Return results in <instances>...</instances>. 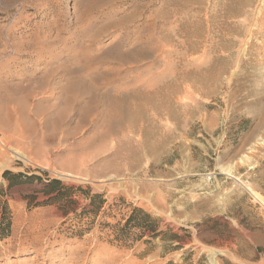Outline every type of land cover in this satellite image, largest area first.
Segmentation results:
<instances>
[{"label": "rangeland", "instance_id": "1", "mask_svg": "<svg viewBox=\"0 0 264 264\" xmlns=\"http://www.w3.org/2000/svg\"><path fill=\"white\" fill-rule=\"evenodd\" d=\"M80 75L85 118L63 110ZM13 127L56 140L0 161V264H264V0H0V138ZM6 169L106 203L29 206L40 185L6 189ZM132 207L180 240L114 241Z\"/></svg>", "mask_w": 264, "mask_h": 264}, {"label": "trees", "instance_id": "2", "mask_svg": "<svg viewBox=\"0 0 264 264\" xmlns=\"http://www.w3.org/2000/svg\"><path fill=\"white\" fill-rule=\"evenodd\" d=\"M2 179L7 181V188L19 184H32L38 182L40 187L33 190L31 193L26 194L24 199L27 204L33 206L40 205H54L66 216L70 212H74L76 217H84L85 215L93 216L94 218L100 213L101 209L106 203V199L102 193L91 194L89 188H82L81 186H74L64 184L57 178L42 179L37 175H26L22 172H12L8 169L2 172ZM0 183V237L9 235L11 225V215L7 205L6 199H3L5 192L1 188ZM39 195L42 196L41 201H37ZM87 200V205L82 207L79 213H76L79 199ZM112 232L113 240L121 244H126L130 239H140L149 233L151 237H157L160 234H165L162 240L174 241L180 240L178 235L158 231V219L153 218L151 214L142 208L132 207L130 211L122 217V222L118 221L114 225H109ZM134 230H138V234L134 235ZM135 236V237H133ZM147 242L149 240H146ZM179 246H175L178 248Z\"/></svg>", "mask_w": 264, "mask_h": 264}, {"label": "bare ground", "instance_id": "3", "mask_svg": "<svg viewBox=\"0 0 264 264\" xmlns=\"http://www.w3.org/2000/svg\"><path fill=\"white\" fill-rule=\"evenodd\" d=\"M103 31H104V28H102L101 33ZM107 58H108V56H107ZM120 58H121V56H120ZM86 81L87 80L85 79V77L80 75V77H78L76 79H68L66 84L62 88L63 94L65 95V98H64L65 106H64L63 110H66L67 107L73 108L75 106L76 113L79 116L84 117V118L92 111V107L85 101L83 103L81 101L79 102L78 99L75 98L74 93L88 94V96L90 97L91 103H92L95 100V97H94L95 93L94 92H97L95 87L93 85H90ZM94 103L95 102H93V104ZM20 109H21V112L23 114L24 113V105H22ZM9 122H11V121H9ZM21 122L23 124H27V118L24 116L23 121H21ZM33 128H35L34 124L31 125V129H33ZM36 128H37V126H36ZM23 129H24L23 127L22 128H18V127L14 128L13 127L12 129H10V131L3 132V135L0 138V161L3 162V161H5L6 158H9V157H12V158L13 157H23V158H25L24 157L25 155H31V154L32 155L37 154L39 156L41 153H45L47 151V148L50 145H52L54 143V141L56 140L55 134H53V132H52V134H46V132H43V131L41 133H27V132L24 133ZM15 130H17L19 132L17 137H15L13 134V132ZM42 130H44V129H42ZM4 133H9V134L4 135ZM9 151H11L10 155L12 154V156H9ZM38 153H40V154H38ZM60 157L61 156H59V158ZM66 160H68V159L66 158ZM70 162L69 163L67 162V163L70 164ZM78 162H76V165L78 164L77 166L82 164V163L79 164ZM74 164L75 163H73V166H74ZM4 264H8V263H4Z\"/></svg>", "mask_w": 264, "mask_h": 264}]
</instances>
